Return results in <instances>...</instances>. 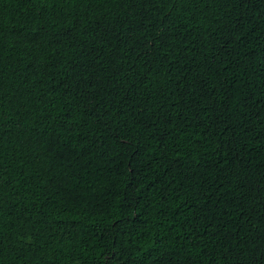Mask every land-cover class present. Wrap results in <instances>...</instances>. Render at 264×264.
Here are the masks:
<instances>
[{
    "label": "trees",
    "instance_id": "trees-1",
    "mask_svg": "<svg viewBox=\"0 0 264 264\" xmlns=\"http://www.w3.org/2000/svg\"><path fill=\"white\" fill-rule=\"evenodd\" d=\"M0 264H264V0H0Z\"/></svg>",
    "mask_w": 264,
    "mask_h": 264
}]
</instances>
